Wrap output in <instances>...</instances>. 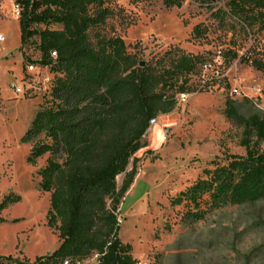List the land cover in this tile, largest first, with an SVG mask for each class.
Masks as SVG:
<instances>
[{"label": "rangeland", "instance_id": "obj_1", "mask_svg": "<svg viewBox=\"0 0 264 264\" xmlns=\"http://www.w3.org/2000/svg\"><path fill=\"white\" fill-rule=\"evenodd\" d=\"M15 2L0 0V35L4 36L0 47V204L9 194L20 199L0 210L5 220L0 224V256L34 264L60 244L58 231L48 226L50 193L39 185L38 171L48 155L30 163L34 142L23 141L37 112L48 104L46 78L52 73L37 62L39 50L21 46ZM225 3L184 0L181 7L167 8L163 0H106L110 9L106 22L90 31L92 41L97 34L122 37L129 51H138L145 59L171 47L201 54L207 59L202 73L215 78L209 87L204 76H194L191 84L196 91L179 95L178 107L156 118L143 139L146 146L134 155L137 173L122 199L120 236L132 245L140 264H264V200L220 209L210 208L207 202L201 209L203 215L190 221L186 216L189 204L182 196L188 185L206 178L205 169L247 153L241 144L243 123L225 114L228 99L236 102L241 117L259 114L264 118V73L240 57L230 63L224 60L230 25H220L212 12ZM197 24L207 28V38H193ZM256 38L264 46V32ZM253 42L245 43L240 55ZM32 61L39 65L29 71ZM14 84L23 93H16ZM254 147L264 150V139ZM132 168L133 159L127 171ZM125 175L118 176L119 186ZM94 263L93 258L85 262Z\"/></svg>", "mask_w": 264, "mask_h": 264}, {"label": "trees", "instance_id": "obj_2", "mask_svg": "<svg viewBox=\"0 0 264 264\" xmlns=\"http://www.w3.org/2000/svg\"><path fill=\"white\" fill-rule=\"evenodd\" d=\"M183 1L163 0L167 8L181 7ZM17 2L22 6L21 46L39 50L37 62L52 73L48 104L37 112L23 141L34 142L30 163L48 155L38 171L39 185L50 193L48 226L58 231L60 244L34 264H85L94 257V264H140L132 245L120 236L122 199L137 173L134 155L146 146L143 139L151 120L171 114L179 95L196 91L194 76H204L205 85L213 87L215 78L202 73L207 59L178 47L145 59L129 51L120 36L97 34L92 41L91 29L103 25L110 14L106 0ZM212 17L222 26L230 25L224 60L240 57L264 73V46L254 39L264 32V0H226ZM193 38H207V28L197 24ZM249 40L253 44L240 55ZM225 114L243 123L241 144L247 153L205 169L206 178L186 187L182 196L189 204L190 221L203 215L207 202L220 209L264 200V150L254 147L264 139V118L241 117L231 99ZM132 159L133 168L127 171ZM122 173L126 175L119 186ZM19 199L7 195L0 210ZM0 264L28 263L0 256Z\"/></svg>", "mask_w": 264, "mask_h": 264}, {"label": "built area", "instance_id": "obj_3", "mask_svg": "<svg viewBox=\"0 0 264 264\" xmlns=\"http://www.w3.org/2000/svg\"><path fill=\"white\" fill-rule=\"evenodd\" d=\"M14 7H15V16L19 19L20 16H21V12H22V6H21V4H20L19 2H15ZM3 41H4V36L0 35V47H1V44L3 43ZM52 57H53V58L57 57V53H56V52H52ZM37 68H38V66H37V64H35L34 62H30V63H28V65H27V69H28L29 71H34V70H36ZM51 81H52V77H47V78H46V82L51 83ZM13 89H14V91H15L16 93H18V94L23 93L22 88L19 87V86H17V85H15V84L13 85ZM155 122H156V119H152V120H151V124H154ZM120 221H121V219H120ZM95 259H96V257H94V260H95ZM64 264H68V261H65Z\"/></svg>", "mask_w": 264, "mask_h": 264}]
</instances>
